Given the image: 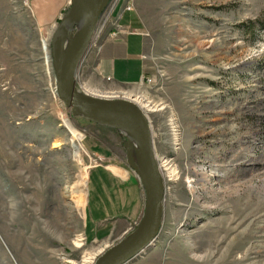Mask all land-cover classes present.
Masks as SVG:
<instances>
[{
  "label": "rangeland",
  "instance_id": "rangeland-1",
  "mask_svg": "<svg viewBox=\"0 0 264 264\" xmlns=\"http://www.w3.org/2000/svg\"><path fill=\"white\" fill-rule=\"evenodd\" d=\"M68 4L40 26L30 0H0V264L98 259L140 217L109 221L91 241L85 217L90 230L141 202L143 210L130 136L72 115L56 97L54 62L80 27H68L56 49ZM135 23L149 82L98 88L90 70L98 40ZM74 88L135 93L156 107L146 114L152 154L158 172L167 162L175 177L161 174L157 233L127 264H264V0H107Z\"/></svg>",
  "mask_w": 264,
  "mask_h": 264
},
{
  "label": "water",
  "instance_id": "water-1",
  "mask_svg": "<svg viewBox=\"0 0 264 264\" xmlns=\"http://www.w3.org/2000/svg\"><path fill=\"white\" fill-rule=\"evenodd\" d=\"M73 7L80 0H70ZM107 0H89V8L74 39L54 62V91L57 99L71 110L94 123L120 129L131 135L135 142L138 166H133L144 191L143 210L134 231L94 264H127L151 246L157 233L162 179L151 150L146 119L129 101L105 99L77 92L74 79L78 65L90 45L98 18ZM104 114L108 118H100Z\"/></svg>",
  "mask_w": 264,
  "mask_h": 264
},
{
  "label": "crops",
  "instance_id": "crops-1",
  "mask_svg": "<svg viewBox=\"0 0 264 264\" xmlns=\"http://www.w3.org/2000/svg\"><path fill=\"white\" fill-rule=\"evenodd\" d=\"M30 10L40 26L52 25L58 18L60 12L64 8L66 0H30ZM69 2V1H68ZM119 26V30L111 33L108 29L100 39L94 53L91 54L92 66L90 69L95 77L98 88H119L122 86H135L141 84L144 75L143 62V35L138 31L135 23L134 30L131 31L128 25ZM106 79H109L108 81ZM95 91V90H93ZM129 92V91H126ZM96 93H105L96 91ZM121 94L124 91L113 92ZM112 94V93H107ZM117 177V176H115ZM120 178V177H117ZM122 179V178H120ZM125 179V178H124ZM123 180V179H122ZM140 195V194H139ZM141 200V199H140ZM141 207L138 212L131 216H122L121 218H102L91 223L90 230L87 226V218L84 222V238L86 241L100 237L108 233L113 227L109 221H120L132 223L139 219ZM118 227V223H114ZM120 226V225H119Z\"/></svg>",
  "mask_w": 264,
  "mask_h": 264
},
{
  "label": "bare ground",
  "instance_id": "bare-ground-1",
  "mask_svg": "<svg viewBox=\"0 0 264 264\" xmlns=\"http://www.w3.org/2000/svg\"><path fill=\"white\" fill-rule=\"evenodd\" d=\"M69 1V6H70V11L66 14L67 16L62 20L61 22V25L60 27L56 30V33H55V38H56V41L57 43L55 42L54 43V46H56V49L57 48V45L58 43H60V40H62L64 37H66L68 35V30L67 28L68 27H71L72 25L74 24H77L78 26L81 25L82 21H83V18L85 16V13L86 11L88 10L89 8V0H80L79 2V5L77 7H73L72 4H71V1ZM58 37H60V39H58ZM54 42V41H53ZM59 52L60 54L63 53V50L62 49H59ZM87 93H84V94H87V95H91V96H94V97H99V98H104L105 99H108L109 94L107 96V94H102V93H96V92H92V91H89V90H86ZM132 95H135V93H132ZM132 95H128L127 93H121V96L124 97L126 96L125 98H127L129 100V102H135L136 104H138V107L134 105V103H132L139 111L140 113L144 116V118L146 119V114L150 113V112H154L156 107L155 106H150V103L149 102H146V100H144L143 98H138L136 99V97L132 96ZM118 94H112L111 97L115 98L117 97ZM132 97V98H131ZM134 97V98H133ZM124 98V99H125ZM130 98V99H129ZM136 99V100H134ZM100 118H108L106 115H102V114H99L98 115ZM147 120V119H146ZM173 123L170 122V126L172 127V136L174 138V143H176V133H175V130H174V126H172ZM130 138H131V142H132V147L133 149L135 150V142H134V139L131 135H129ZM130 155L132 156L134 151L132 149H130ZM129 155V153H128ZM129 155V156H130ZM159 173H160V176L161 174H164L165 176H167V178H169V181H172L174 180V177H175V172L173 170V168L170 167V165L165 162L164 164H162L159 168ZM162 178V176H161ZM235 215L234 216H237V211L234 212ZM79 239L78 241H75L74 242V247H76V249H80L82 246L78 243H81L84 247V239H83V236H78ZM97 254H100L99 252ZM95 257V256H94ZM93 255H90V254H87L85 255L83 258H82V262L80 264H93L95 262V259ZM67 264H76L74 262H70V261H66Z\"/></svg>",
  "mask_w": 264,
  "mask_h": 264
},
{
  "label": "built area",
  "instance_id": "built-area-1",
  "mask_svg": "<svg viewBox=\"0 0 264 264\" xmlns=\"http://www.w3.org/2000/svg\"><path fill=\"white\" fill-rule=\"evenodd\" d=\"M107 81L109 80V79H106ZM148 83L149 81H148V79H146V78H143V81H142V83L141 84H144V83ZM171 130H172V128H171ZM171 132H173V131H171Z\"/></svg>",
  "mask_w": 264,
  "mask_h": 264
},
{
  "label": "trees",
  "instance_id": "trees-1",
  "mask_svg": "<svg viewBox=\"0 0 264 264\" xmlns=\"http://www.w3.org/2000/svg\"><path fill=\"white\" fill-rule=\"evenodd\" d=\"M250 24V23H249Z\"/></svg>",
  "mask_w": 264,
  "mask_h": 264
}]
</instances>
